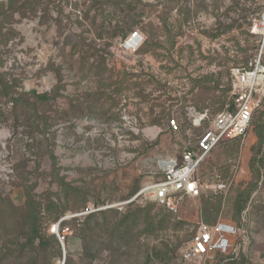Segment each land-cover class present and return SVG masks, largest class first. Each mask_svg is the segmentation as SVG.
I'll use <instances>...</instances> for the list:
<instances>
[{"label":"rangeland","instance_id":"374dc122","mask_svg":"<svg viewBox=\"0 0 264 264\" xmlns=\"http://www.w3.org/2000/svg\"><path fill=\"white\" fill-rule=\"evenodd\" d=\"M2 1L0 264H264V94L245 140L201 163L210 187L178 196L176 212L144 191L233 107L231 69L259 55L251 28L264 0H41L25 16L14 8L24 0ZM134 31L136 47L125 44ZM195 113H207L200 125ZM93 205V220L72 217ZM201 222L213 250L186 259Z\"/></svg>","mask_w":264,"mask_h":264},{"label":"built area","instance_id":"2783aa9c","mask_svg":"<svg viewBox=\"0 0 264 264\" xmlns=\"http://www.w3.org/2000/svg\"><path fill=\"white\" fill-rule=\"evenodd\" d=\"M251 32L256 35L260 45L259 55L253 63L247 66H236L231 69V97L233 107L219 113L212 121L211 127L200 136L196 146L187 148L180 158H170L165 162L164 175L157 182L152 183L151 188L154 201L166 206L171 211L178 210V199L182 195L196 196L204 187H210L208 183H202L197 177V171L203 160L224 140H245L254 113L259 107L261 97L264 94V9L255 17ZM125 44L139 46L141 35L139 31L131 32ZM207 113H195L194 124L200 125ZM173 128H177L175 119L170 121ZM101 208L87 206L85 210L73 214L72 217L88 215ZM71 217V216H70ZM68 216L60 218L53 231L63 244L61 237V224ZM215 241L213 226L205 222L198 225L190 243L184 249V257L192 259L201 256H210Z\"/></svg>","mask_w":264,"mask_h":264},{"label":"trees","instance_id":"16d2710c","mask_svg":"<svg viewBox=\"0 0 264 264\" xmlns=\"http://www.w3.org/2000/svg\"><path fill=\"white\" fill-rule=\"evenodd\" d=\"M17 1H19V0H9V4L12 6H15V4H16V2ZM100 1V0H99ZM40 2H41V0H24L20 5H18V6H16V7H14V8H16V9H19V10H23L22 11V15L23 16H25V14L27 13V10H26V7L29 5V4H31V3H33L32 4V6L30 7V11L31 12H33V13H35L36 11H37V5H39L40 4ZM96 2H98V0H95V3ZM101 3H104V4H111L113 7H114V9H117V7L120 5V3L119 2H110V1H104V2H100V4ZM0 7H5V2H0ZM77 7V3H75V8ZM61 10H63V9H61ZM90 11H91V9L90 8H88L86 11H85V13H83V18H85V20L86 19H88L89 18V13H90ZM108 15H110V13H107L106 14V16L103 18V20H102V23H101V25H100V28L101 29H95L96 30V32H97V38L98 37H102L103 36V34H105V33H109L108 31H106L105 30V27H108V26H106L105 25V22L108 20V19H110V18H108ZM95 22H96V20H95V18L93 19V21H92V24H89V26H91V25H93L94 26V24H95ZM117 28L118 27H115V31L113 32V35L112 36H115V34L116 33H119L121 36H122V38H125V37H127L126 35H127V32H125V31H123V30H121V31H119V30H117ZM91 29H93L92 27H91ZM91 29H90V31H91ZM94 30V29H93ZM89 31V30H88ZM89 31V32H90ZM94 49H95V47H94ZM105 59V58H104ZM101 67H103L102 65H101ZM100 67V68H101ZM7 88V86L6 85H0V88L1 89H4V88ZM32 93H33V95L35 96V98H36V100H39V101H47V100H49L50 99V96L48 95V93H41V94H37L36 93V91H32ZM3 94H7V92H5V93H3ZM20 100H21V97L20 96H13V95H11V98H10V101L13 103V104H18L19 102H20ZM112 213H116V215H117V213H118V211L116 210H112ZM40 215H39V211H33L32 213H29V214H27L26 215V218H29L30 219V221L28 222V225H29V228H30V230H31V232H33V237L34 238H36V237H39V238H41V234H39V229L36 227L37 225V221H38V218H40L39 217ZM60 217V215H57L54 219H58ZM89 217L93 220V218H94V214L93 213H91V215H89ZM93 217V218H92ZM120 222H125V219L123 218ZM36 223V224H35ZM97 225H100V224H97ZM93 228L94 227H92V226H88L87 228H85L84 229V233L85 232H90V231H92L93 230ZM42 264H47V261L46 260H43V262H42Z\"/></svg>","mask_w":264,"mask_h":264},{"label":"bare ground","instance_id":"6f19581e","mask_svg":"<svg viewBox=\"0 0 264 264\" xmlns=\"http://www.w3.org/2000/svg\"><path fill=\"white\" fill-rule=\"evenodd\" d=\"M144 191H153L151 188H146V189H144ZM56 229V228H55Z\"/></svg>","mask_w":264,"mask_h":264},{"label":"water","instance_id":"95a60500","mask_svg":"<svg viewBox=\"0 0 264 264\" xmlns=\"http://www.w3.org/2000/svg\"><path fill=\"white\" fill-rule=\"evenodd\" d=\"M139 194V193H138ZM121 205H123V204H121Z\"/></svg>","mask_w":264,"mask_h":264}]
</instances>
